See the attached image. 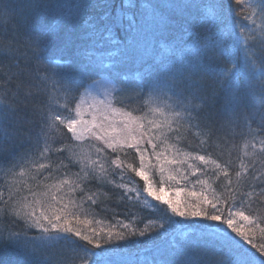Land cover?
Segmentation results:
<instances>
[{"label": "snow or ice", "instance_id": "1", "mask_svg": "<svg viewBox=\"0 0 264 264\" xmlns=\"http://www.w3.org/2000/svg\"><path fill=\"white\" fill-rule=\"evenodd\" d=\"M129 3L117 13L111 11L112 0H33L29 5L32 12L51 9L59 17L31 36L33 59L39 65L54 39L61 53L72 55L52 63L67 65L76 75L49 65L43 75L32 76L30 65H16L0 83V173L8 178L0 186V218L24 221L19 232L0 228V242L14 243L25 264H264V163L259 168L255 159L245 164L233 143L235 133L248 128L241 132L250 137L244 149L255 153L259 143L264 154V139H256L264 136V0H214L199 20L208 25L206 37L190 30L193 20L183 17L189 5L179 0L147 5L142 21L126 10ZM234 6L240 9L235 14ZM167 8L178 10L181 18L173 19ZM13 11L0 0V19H11ZM257 19L256 27L246 22L255 25ZM173 29L184 35L166 44ZM211 61L226 63L209 73ZM128 67L136 70L135 79L124 77L120 91H129L139 103L118 107L114 90L99 85L118 79L117 69ZM206 75H212L211 86L202 83ZM216 88L225 91V99L213 115ZM82 89L93 101L87 108L55 102L62 95L71 103ZM253 121L255 132L249 127ZM201 136L189 151L191 139ZM129 173L140 178L147 197L172 214L158 228L173 239L150 260L127 248L146 231L84 227L93 223L89 217L101 197L110 198L104 191L109 185L110 192L122 191L121 200L131 199L129 192L141 195L114 179ZM157 173L159 190L151 178ZM190 175L220 181L221 191L197 178L207 192H191L194 204L182 206L162 194L166 183L188 182ZM178 225L186 229L179 237Z\"/></svg>", "mask_w": 264, "mask_h": 264}, {"label": "trees", "instance_id": "2", "mask_svg": "<svg viewBox=\"0 0 264 264\" xmlns=\"http://www.w3.org/2000/svg\"><path fill=\"white\" fill-rule=\"evenodd\" d=\"M11 9H13V14L11 19L4 17L0 19V83L8 80L9 70L13 66L24 67L30 65L32 71L31 75H43L45 67L51 65L52 68H62L65 72L76 75L72 73L67 65L61 64L56 65L52 63L55 60H67L70 59L71 53H61L59 50V44L56 40H51L46 49L43 51V59L41 62H38L33 59V50L30 45L31 36L37 32V30L44 23H56L59 20L58 15L55 11L51 9H41L38 12H32L29 10V5L33 0H3ZM41 4L50 3L51 0H39ZM165 0H130L127 11L132 13L136 20L142 21L143 17L141 12L144 11V8L149 4H162ZM180 3L189 5V7L183 9V17L190 18L194 22V27L190 28L197 32L200 36L206 37L209 34L208 25L204 23H199L200 17L205 14V9L208 5L212 4L214 0H179ZM234 4V0H231ZM128 3V0H112V9L113 13H117L122 5ZM166 14L170 15L173 19H180V12L173 8H167ZM239 7L234 6L233 13L239 12ZM248 14H251L250 11ZM240 20L244 21L245 16L241 14L238 17ZM250 27H256L261 24L259 19L256 20L255 25H252L250 21H246ZM125 35L124 32H118V36L123 38ZM184 34L178 29H173L169 35L168 41L166 44H171L173 41H177L178 38L182 37ZM6 53V55H5ZM241 59H243V53H241ZM226 62L221 61H211L209 62V73H214L224 67ZM230 66V65H229ZM38 67V71L36 70ZM119 77L116 80H109L115 85V91H113L114 102L116 106H128L130 108L135 107L139 101L135 99H130L129 91H120L121 81L124 77H127L128 80L135 79V69L128 68H119L117 69ZM95 78V77H94ZM105 80H108V77H104ZM202 83L207 86H211L213 83L212 75H206L202 78ZM241 83H244L243 77H241ZM216 101L210 107L209 111L215 115L217 114L225 99V91L216 88ZM83 89L80 93L75 94V99L68 103V101L61 95L57 97L56 103H59L61 106L68 104L70 109H75V105L78 102ZM122 101L123 103H119ZM250 103L247 96L243 98V105L248 106ZM257 123H253L249 126L252 132H255L257 129ZM248 128L238 130L235 133V139L233 143L239 146V155L244 160L245 164H248L253 159L257 160V168L260 167L261 163H264V154H261L259 151L260 144L257 143V151L253 153L251 147L244 149L243 145L246 139L250 137L244 136L241 132L247 133ZM203 137H194L191 139L192 148L188 149L192 151L199 144V140ZM257 141L264 139V136H257ZM58 146V145H57ZM247 151L250 153L248 156H244V152ZM236 156V153H233V157ZM131 160V156L129 157ZM238 164L239 161H236ZM76 169H73L75 171ZM19 171V168L16 169ZM211 171V169H209ZM264 171V169H261ZM153 183L159 190L160 178L158 173L152 177ZM197 178L206 179L212 188L217 192L221 191V188L217 187L220 181L213 182L210 176H189V181L184 182L180 181L179 183L170 182L164 185V192L162 193L167 198L172 199L173 201L179 200L181 205L194 204L196 199L190 196V193L195 191L200 193L202 190L207 192L206 189H202V186L196 183ZM8 178L0 173V186L5 184V181ZM117 183H126L130 189L140 191L141 195L139 197L135 196V192H129L128 196H131V199L125 198L120 199L122 195L121 190H114L110 192L111 185L104 188L105 192H109L110 198L104 199L101 197V200L98 201V205L95 207V212L89 217L93 220L91 225H85L84 227H92L96 229L109 228L115 226L117 230L122 231H146V237L139 238V241H136L135 238L130 240L127 243V248L134 256L139 257L141 260L148 259L150 260L152 255L155 253L156 249L163 248L168 242L173 239V235H166L164 232H161L158 228L160 223L166 222L169 216H172L170 210H168L167 205L162 204L159 201L153 200L151 197H147L146 194L142 192L143 182L139 177H135L134 174H126L123 180L119 176L114 177ZM179 192V196H177ZM253 209H256L258 206L253 203ZM245 210V209H242ZM245 214H252L249 211L245 210ZM254 214L259 215V212ZM173 219L180 221L182 218L173 216ZM99 221V223H96ZM151 221L152 223H149ZM244 224L243 221L240 222ZM127 224L130 226L129 229H123L122 225ZM22 226H24V221L19 218H0V228H9L12 231L19 232L21 231ZM264 226V225H262ZM177 231L175 236L179 237L180 233L186 231V229L180 228L177 226ZM142 241V242H140ZM120 243H125L121 241ZM26 257L23 255L22 251L12 242L3 241L0 242V264H25Z\"/></svg>", "mask_w": 264, "mask_h": 264}, {"label": "rangeland", "instance_id": "3", "mask_svg": "<svg viewBox=\"0 0 264 264\" xmlns=\"http://www.w3.org/2000/svg\"><path fill=\"white\" fill-rule=\"evenodd\" d=\"M104 86H108L109 88H111V89H113L115 91V85L113 83H111L110 81H108L107 85H105L104 82L101 81V84L99 85V87H101V89H102ZM89 91H91L94 96H99V98H101V99L103 98L102 95H100L99 93L95 92L93 89L90 88ZM78 102L82 103V106L84 108H87V106L89 104H91L93 101H92L91 97H87L86 94L82 93L80 98H79V100H78ZM86 118H89V117L86 116Z\"/></svg>", "mask_w": 264, "mask_h": 264}]
</instances>
